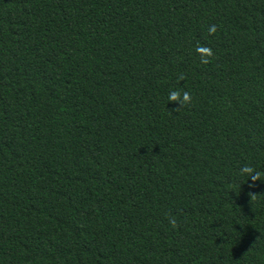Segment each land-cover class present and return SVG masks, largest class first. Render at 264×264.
Returning a JSON list of instances; mask_svg holds the SVG:
<instances>
[{
	"label": "trees",
	"instance_id": "16d2710c",
	"mask_svg": "<svg viewBox=\"0 0 264 264\" xmlns=\"http://www.w3.org/2000/svg\"><path fill=\"white\" fill-rule=\"evenodd\" d=\"M245 166L264 0H0V264H264Z\"/></svg>",
	"mask_w": 264,
	"mask_h": 264
},
{
	"label": "clouds",
	"instance_id": "9594fccd",
	"mask_svg": "<svg viewBox=\"0 0 264 264\" xmlns=\"http://www.w3.org/2000/svg\"><path fill=\"white\" fill-rule=\"evenodd\" d=\"M215 32H216V26L215 25L210 26L209 34L214 35ZM197 51L204 54L201 60L202 63L204 64L210 63L209 57H212L214 55V53L210 48H198ZM180 79L183 80L184 77L181 76ZM168 100L170 103H173V105H175V107H173V110L179 112L184 107L191 104L192 97L189 92L184 91L182 89H176L169 93ZM241 175H246L248 177V180L251 179L253 183L249 185V187H255L256 181L264 182V179H262V175L264 174L256 171L251 166H245L241 171ZM248 195L250 197V200L252 201L257 199V194L253 192H249ZM169 222L173 228L177 227L176 219L174 217H170Z\"/></svg>",
	"mask_w": 264,
	"mask_h": 264
}]
</instances>
